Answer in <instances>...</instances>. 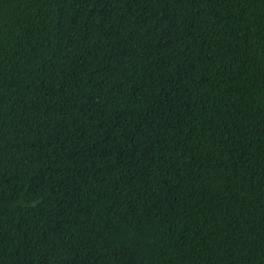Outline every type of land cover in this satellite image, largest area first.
<instances>
[{
    "label": "trees",
    "instance_id": "16d2710c",
    "mask_svg": "<svg viewBox=\"0 0 264 264\" xmlns=\"http://www.w3.org/2000/svg\"><path fill=\"white\" fill-rule=\"evenodd\" d=\"M0 264H264V0H0Z\"/></svg>",
    "mask_w": 264,
    "mask_h": 264
}]
</instances>
